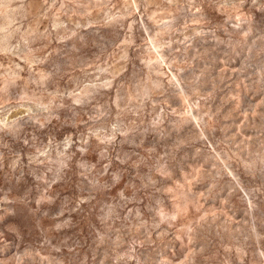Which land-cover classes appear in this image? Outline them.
Wrapping results in <instances>:
<instances>
[{
    "label": "rangeland",
    "instance_id": "rangeland-1",
    "mask_svg": "<svg viewBox=\"0 0 264 264\" xmlns=\"http://www.w3.org/2000/svg\"><path fill=\"white\" fill-rule=\"evenodd\" d=\"M0 264H264V0H0Z\"/></svg>",
    "mask_w": 264,
    "mask_h": 264
}]
</instances>
